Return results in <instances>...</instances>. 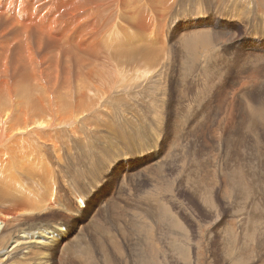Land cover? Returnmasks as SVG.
<instances>
[{"label": "rangeland", "instance_id": "obj_1", "mask_svg": "<svg viewBox=\"0 0 264 264\" xmlns=\"http://www.w3.org/2000/svg\"><path fill=\"white\" fill-rule=\"evenodd\" d=\"M117 1L104 2L112 3L113 19H117L115 5ZM137 1L139 3L137 8L130 7V10L135 11L133 15L141 13L143 9L145 14L153 16L148 9L153 7L148 1ZM168 3L165 5L161 0L158 8L161 11L160 16H155L162 18L161 31L155 26L150 27L147 22L148 42L155 44L159 33L164 44H159L163 51H159L158 47L153 55V57L160 55L159 67L150 69L147 79L145 77L140 80L139 76H135L130 87H127L123 94H113L108 97V99L111 97L108 103L112 102V117L106 123L103 121L104 117L97 113L93 114L94 117L93 115L90 117L92 118L90 123L95 127L87 124L84 131L81 130L83 131L81 133L86 135L82 145L76 146L72 161L68 160L67 176L70 175L69 182L73 181L74 185L79 184L78 186L81 187L82 185L84 187L85 183L90 187L96 185L98 191L108 183L106 178L112 175L115 164L118 166L122 162L127 165L129 162L145 160L149 165L153 160L148 158L152 156L159 157L164 162L159 168L151 169L143 180L129 182L126 189L121 190L115 184L114 191H119L120 195L116 207L103 210L97 216V230L88 228L85 232L84 239L85 236L86 239L82 240L85 242L81 245L90 248L79 246L80 243L76 244L74 241L75 246L71 247L80 251H77V258L70 255L58 256V261L61 260L62 264H70L69 262L71 264H86V262L87 264H264V219L257 220L259 229L253 232L252 223L256 221L259 212L249 205L257 195L254 193L243 196L239 193L237 197L241 220L239 223L238 218L233 217L226 177L231 163L229 155L234 153L231 150L226 151L228 145L236 150V141L242 135L248 138L251 132V126L246 118L249 114V109H246L248 97L244 91L239 93V98L235 96L238 100L234 95L238 89H241L244 81L246 89L264 93V65H262L264 61L254 59L257 54L264 57V41H262L264 40V0H170ZM122 12L120 11L121 14ZM213 17L217 20L211 31L205 30ZM120 24L121 21L118 20L116 25ZM126 29H129L127 39L131 41L135 39L131 27L128 25ZM198 31L209 34L207 36L201 34L193 38L192 45L185 44L184 35L194 37ZM2 32L4 29L0 28V35ZM138 36L139 39L142 38L141 35ZM22 42L26 47V41L22 39ZM14 47L15 43L10 45L7 54ZM7 54L0 69V76L9 70V74L1 78L3 88L8 85L13 86ZM79 54L85 56L76 52V56ZM91 67L97 70L96 59L89 66ZM259 67V73L253 75L252 70ZM70 68L72 71L77 70L74 66ZM125 72V75L129 76L136 74L135 70ZM248 72L250 73L247 74ZM117 77H120V82L116 83L122 87L121 75ZM32 79V86L41 92L43 101L47 99L45 96H55L57 93L59 87L54 89L46 82L40 87L34 77ZM98 88L101 93L98 96L93 93L97 99L106 96L105 92L111 89L110 85L98 86ZM121 94L123 98L116 99L115 96ZM65 98L67 99V94ZM12 101L13 99L6 97V103ZM96 103L98 107L105 105H101L99 101ZM69 105L71 107L74 103L70 102ZM84 111L83 109L80 114ZM52 112L49 108L47 114L50 116ZM216 113L218 115L214 116ZM96 114L98 117L95 118ZM121 139L122 143H120ZM51 151L48 150L45 155H49ZM99 157L106 161L112 159L115 164H109L106 173H102L97 165ZM183 160L186 161L185 164H181ZM92 165L93 168L90 167ZM181 166L185 168L179 176L178 169L182 170ZM128 171L125 167V173ZM61 174L68 184L65 173L62 171ZM202 175L207 178L212 204L217 206L218 213L203 208L204 205L193 192L198 177ZM92 194L94 195V192ZM74 197L80 199L83 196ZM61 210L55 212L59 214L65 212ZM53 211L50 210L49 213L42 215L32 213L18 217L17 220L20 221L16 220L15 225L5 227V232L11 230L12 235H9L10 238L6 239L4 244L0 243V257L6 260L1 261L0 258V264H36L35 260L38 256L33 252L44 250L31 249L27 261L21 259V256L5 259L3 252L13 248L9 244L17 238L15 230L26 227L25 223L35 220L34 223L39 224L36 227L42 229L39 219H34L35 216V218L45 216L53 218L51 222L55 227L58 226V222L65 229L72 226L69 217V223L65 222L59 218V215L56 218L52 216ZM99 211L100 206H95L92 215H97ZM118 225L121 228H118ZM40 229L33 233V236H39ZM103 231L106 233L104 236ZM127 236L129 237L126 238ZM99 238L103 239V243ZM16 247L14 249L17 252L22 249L24 253L27 250L26 244ZM83 249H89L92 255L83 257ZM103 253L106 255L103 256ZM81 258H87L88 261L82 262Z\"/></svg>", "mask_w": 264, "mask_h": 264}, {"label": "bare ground", "instance_id": "obj_2", "mask_svg": "<svg viewBox=\"0 0 264 264\" xmlns=\"http://www.w3.org/2000/svg\"><path fill=\"white\" fill-rule=\"evenodd\" d=\"M136 1L118 0L115 4L117 19H113L112 3H104L105 0H0V28L4 29V32L0 35V69L9 46L15 43L13 50L8 52L6 56L9 60L7 62L10 64V79L13 86L8 85L3 88L1 78L8 75L9 70H6L0 76V243L4 244L6 239L10 238L9 235H12L11 230L5 232V227L9 228L11 225H15L18 217L32 213L42 215V213L54 210L51 212L52 216L56 218L59 215V218L68 223L70 219L72 225L70 228L65 229L58 222V226L55 227L51 222L53 218L47 216L35 218V216L34 219H39L38 222L43 230L36 227L39 224L34 223L35 220L25 223L26 227L23 229H16L15 237L17 238L10 241L9 244L13 248L3 252L5 259L21 256V259L27 261L29 260V252L33 248L44 250L43 252H33L38 256L35 260L36 264H62L61 260L58 261V256L61 255L64 257L70 255L77 258L79 249L76 251L71 247L75 246L74 241L82 246L81 243L85 242L82 240L86 235V230L88 228L94 231L97 230V216L103 210L116 207L120 195L119 191H114V185L117 184L121 190L126 189L129 182H138V179L143 180L151 169L154 167L159 168L164 162L159 157L152 156L148 158L153 160L149 165H147V161L137 159L136 162H129L127 165L121 162L117 166L112 159L106 161L104 158L99 157L98 162L96 161L98 164H96L102 173H106V168L112 163L115 164V168L112 175L106 178L108 183L98 191L96 185H91L92 187L86 183L84 187L83 185L82 187L78 186L79 184L74 185L73 181L69 182L68 177L70 175L67 176L68 160L72 161L76 146L82 145L86 135L81 132L84 131L87 124L95 127L90 123L92 119L90 117L97 113L99 116L104 117L103 121L106 123L112 117V102L108 103L111 98L108 99V97L126 91L135 76H139L138 79L145 78L150 74L148 73L150 69L159 67L158 59L160 55L157 57H153V55L158 47L159 51L162 52V47L159 44H164L159 33L157 35L158 41L155 44L149 43L146 31L148 25L150 27L155 26L159 31L162 29L160 24L162 18H155V16H160L161 11L158 8L161 0H144L152 5L153 9L146 8L150 10L153 16L145 14L143 9L141 13L138 12V14L133 15L135 11L130 10V7L137 8L139 3L138 1L135 3ZM162 1L166 5L169 4L170 0ZM120 11H123L122 14ZM118 20L121 21L120 25H116ZM216 20L217 18L212 19L205 30L211 31ZM128 25L131 27L130 30H132L135 38L132 41L127 39L129 29H126V26ZM111 26L112 28H110ZM201 34L207 36L209 32L198 31L194 34V37L184 35L185 44L192 45V39ZM138 35H141L142 38L139 39L140 36ZM22 39L26 41V47H24ZM76 52L83 53L85 56L83 57L80 54L76 56ZM94 59L97 60V70L92 67L89 68ZM254 59L264 61V57L259 54ZM70 66L76 67L77 70L72 71ZM130 70H135L136 74L134 76L125 75V71ZM259 71L260 67L252 70L251 73L257 75ZM118 75H121L122 87L116 83L120 82ZM236 75V80H238V74ZM31 76L34 77L40 87L42 83L46 82L54 89L59 87L58 90L61 89V91L57 90L55 96H45L47 99L43 101L41 92L32 86L33 79ZM97 84L101 87L108 85L111 87L105 92L106 96H100L98 99L96 96L101 91ZM240 88L234 97L239 98L241 91H244L248 97L246 109H249V114L246 118H248L251 126V132L250 138L242 135L236 141V150L231 149L228 145L226 151L231 150L234 153L229 155L231 163L229 170L227 169L226 177L231 195L233 217H237L239 223L241 222L237 205L239 193H242L243 196L256 193L257 196L249 204L259 212L256 221L252 223L253 232H256L259 229L256 223L257 220L264 219V93L259 90L250 91L246 89L245 81ZM94 92L96 96L93 95ZM66 94L67 99L65 98ZM122 94L121 96H115L116 99L123 98ZM6 97L13 99V101L6 103ZM236 97L235 99L238 100ZM96 101H99L101 105H105L98 107ZM70 102L74 103L71 107ZM49 108L53 111L50 116L47 114ZM83 109L85 111L80 114ZM97 114L95 118L98 117ZM217 115V113L214 114V116ZM120 143H122V139ZM48 150L52 151L49 155H45ZM185 159L189 162L187 156H185ZM155 160L158 161L153 163ZM38 163L40 164L38 165ZM185 163L186 161L183 160L181 164ZM90 167L93 168V165ZM125 167L128 168V173H125ZM184 168L181 166L180 169L182 170L178 169L179 176ZM61 170L65 173L68 184L65 183ZM200 176L193 192L199 197L201 204L204 205H202L203 208L218 213L217 206L212 204L207 178L203 175ZM92 192H94V195ZM112 194L113 197L111 198ZM75 195H82L83 197L76 199ZM224 195H226V192H224ZM95 206H100V211L93 216L92 210ZM58 209L65 212L61 214L55 212ZM78 216H81V218ZM118 228L121 227L118 225ZM38 229H40L39 236H33V233ZM172 231L175 232V230ZM105 234L103 231V236ZM100 240L103 241V239ZM25 244L27 250L24 253H22V249L19 252L15 251V246L19 247ZM83 246L90 248L86 245ZM103 246L105 245L103 244ZM90 252L92 253L89 249H83V257L89 256ZM104 255L106 254L103 253ZM0 258L1 261L4 260L2 257ZM80 260L83 262L87 258H81ZM69 263L71 264V262Z\"/></svg>", "mask_w": 264, "mask_h": 264}]
</instances>
